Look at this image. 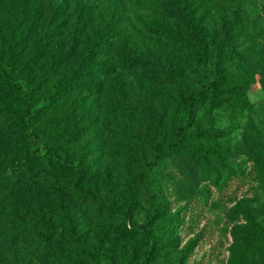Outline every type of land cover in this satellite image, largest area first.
I'll list each match as a JSON object with an SVG mask.
<instances>
[{"label": "rangeland", "instance_id": "1", "mask_svg": "<svg viewBox=\"0 0 264 264\" xmlns=\"http://www.w3.org/2000/svg\"><path fill=\"white\" fill-rule=\"evenodd\" d=\"M0 60L1 264H264V0H0Z\"/></svg>", "mask_w": 264, "mask_h": 264}, {"label": "trees", "instance_id": "2", "mask_svg": "<svg viewBox=\"0 0 264 264\" xmlns=\"http://www.w3.org/2000/svg\"><path fill=\"white\" fill-rule=\"evenodd\" d=\"M86 53H89V51H87ZM0 71L6 75V77L8 78V81L12 85L17 83L18 79H17L16 75H14V73L11 71V69L8 68V66L6 64H4L1 60H0ZM206 89H207V85L204 86V88H202L199 91V95L202 96L206 92ZM25 91L26 92H25L24 96L22 97V99L19 102V109L22 111V113L25 117L27 127L32 129L35 125H37L35 115L37 113L38 107L32 101V97L27 96V89ZM197 102H198L197 97H194V96L189 97V105L191 108V109H189L190 111H192V109L194 108V106ZM188 114H190V113L188 112ZM0 253H1V250H0Z\"/></svg>", "mask_w": 264, "mask_h": 264}]
</instances>
